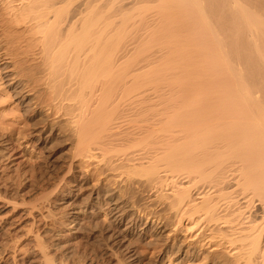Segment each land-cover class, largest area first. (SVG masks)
Returning <instances> with one entry per match:
<instances>
[{
	"label": "bare ground",
	"instance_id": "1",
	"mask_svg": "<svg viewBox=\"0 0 264 264\" xmlns=\"http://www.w3.org/2000/svg\"><path fill=\"white\" fill-rule=\"evenodd\" d=\"M0 4L3 30L18 34L0 40V82L5 87L0 97L11 96L24 116L45 111L49 118L63 120L76 161L88 158L108 175H127L129 183L135 180V187L153 194L148 197L150 207L171 213L175 231L184 227L203 248L222 255L217 259H225H221L225 264H264V0H0ZM22 38L31 42L32 55L16 42ZM115 90L123 98L135 94L141 98L139 105L151 113L145 111L151 117L146 118L148 127L141 124L146 131L117 132L120 107L106 103ZM1 143L0 164L12 156L9 144ZM115 191L96 187L82 202L83 208L77 199L62 200L65 212L60 217L47 197L24 212L33 218L31 227L37 228L31 231L33 236L15 226L17 219L1 220L0 256L17 253L11 246L30 236L22 245L32 244L38 263L58 264L65 240L82 230L91 218L87 214L105 207L114 230L101 247L103 254L113 260L123 253L116 264L127 260L136 264L139 255L129 238L138 223L128 219L121 230L128 206L120 188ZM49 219L56 221L52 229L45 227Z\"/></svg>",
	"mask_w": 264,
	"mask_h": 264
},
{
	"label": "rangeland",
	"instance_id": "2",
	"mask_svg": "<svg viewBox=\"0 0 264 264\" xmlns=\"http://www.w3.org/2000/svg\"><path fill=\"white\" fill-rule=\"evenodd\" d=\"M1 6H2V4H0V15H3L4 11L2 10ZM1 23L2 22L0 21V40H2L6 34H8V36L13 35L12 37L16 36L15 34L10 33V31H8V32L4 31L3 30L4 25H3V23L1 25ZM22 28H24V27H22ZM22 28L20 30L24 31L25 28L23 30H22ZM17 36H18V34H17ZM20 41L21 42L24 41V42L21 43ZM20 41H16V42L19 43L22 51L27 52V50H28L30 52V53L28 52V54L32 55L34 53V51H33V49L29 48V47H31V42L29 40H26V39L24 40L23 38ZM35 64L36 63H33V65H35ZM4 89H5V87H2V84L0 82V92H1L0 94L3 93L2 91ZM146 89H147L146 87L142 88V91L146 90ZM98 94H100V93H98ZM112 94H113V96L111 97V99L107 100L106 103L113 108L114 107H116V108L120 107L119 108L120 111H118L116 113V115H119V116H116V117H119L118 119H120V120H121L120 117H123L121 121L117 120V123H119V124H117L118 126H116L115 129L121 128L117 132L128 133L130 131L129 133H131V132L132 133H134V132L138 133L139 132L138 130H140V132L146 131L144 129L148 127V124H145L147 122L146 118H148L147 114H148V116H150L151 113H149V111L147 112L145 109H143L144 108L143 105H141V106L139 105L143 102L141 100V98H139V96H136V94L134 96L130 95V97H128V98L126 96H125L126 98H123V97H121V96H123V94L120 93L119 90H115V92ZM98 97L100 99L102 97V94L100 96L98 95ZM98 97H96V99H98ZM136 97L138 99H140L141 101L138 100ZM2 98L3 97H0V100ZM11 98L12 97L8 96V94H7V96L5 98H3V100L0 101V103L3 101L2 104L4 106L3 107L2 104H0V140H1L0 141V149L2 147L1 142L5 141L9 144L8 146L10 148V154L12 155L7 161H4L0 164L1 165L0 166V216L2 217V218L0 217L1 218L0 222H2V221L3 222H5V221L11 222L12 220H14L13 223H15V220L17 219L15 226H17V228L19 227L22 230L24 229L23 231H25V232L28 229V232H30V236H33V234L36 232L37 228H36V226H33V228L31 227L33 225L32 224L33 218H32V216H26L24 212H25V210L32 209L33 207L39 206L43 202V200H46L49 198V200L52 201V205H53L52 211L54 212L55 216L57 215L58 217H60L65 212L63 207L60 206V203H62L63 201L64 202H72V200L74 201L77 199L78 207L83 208L85 203L82 204V202L83 201L85 202V200L88 198L90 193L95 191L96 187H101V188L103 187L104 189L107 188V190L113 189L116 191L119 190V188H120V193L125 194V198L123 199V203L125 204V206H128L127 207L128 208L127 220L125 221V225L122 226L121 230H124L126 228V224L129 221L133 220L136 223H138V227L136 229L137 232L135 231L134 235L132 237H130L131 239L129 238V241L133 246L132 248H134L138 252V255H139L136 264H222V263L225 264L224 263L225 259L221 258L224 262L221 259H217L218 257L222 256L221 254L219 256H214L215 252L213 253L210 248H208V247L203 248L201 246V244L199 243V241L196 240L195 238L191 237V235H190L191 233H188V231H186L184 227H179V230H178V228H176V231H175V227H174L175 223L174 222L176 220L174 221V217L171 215V213L169 214L167 211H165L161 207H158V208L153 207V206L150 207V204H148V201H149L148 197L151 198V196L153 194L151 195L150 193H147L145 191L142 192L141 189H139V187H135L133 185V183L136 182L135 180H134V182L130 181V183H129L127 175L124 176L125 179L122 178L123 175H121V176L116 175V174H114V175L109 174L108 175L107 173H105L104 168L98 167V165L96 164L95 161L90 160L88 158H85V159L81 158L78 161H76L75 151H73V150H75V146H73L72 137L70 136V133L66 129L67 127H65V123L63 122V120L57 119L54 117L49 118L50 115L47 114V112H45V111H41V112L39 111V113H33V115L35 114L34 116L32 114H28V115H25L26 116L25 117L24 114L22 113L21 108L17 104V102H15V100H13ZM135 98L140 103L138 101H136ZM133 99H135V100H133ZM8 100L11 101L12 103L9 102ZM4 102L5 103L8 102V103L4 104ZM136 102H138V103H136ZM131 105H132V107H130ZM139 106H140V108H139ZM137 107L140 110L142 109L141 111H143V110L144 111L139 113L140 110ZM133 108H134V110H133ZM122 110H124V111H122ZM145 111L147 112V114L145 113ZM136 112L139 114H137ZM122 113H123V115H122ZM144 113L146 114V116ZM132 114H135V115L133 116ZM138 115H140L141 117ZM30 116H32V117H30ZM127 117H129L128 118L129 121L127 120ZM142 117L143 118L145 117V119H143ZM150 118H148V119H150ZM32 123H34V124H32ZM141 124L143 126L146 125L147 127H142ZM136 125H137V127H136ZM131 126H132V128H131ZM51 128H52V131H51ZM124 128L126 131H124ZM133 129H135V131ZM37 134L39 135V137ZM2 137H4V138H2ZM73 158H75V159H73ZM138 166H140V165H138ZM138 166H136V167H138ZM140 167H141V169L143 168L142 166H140ZM136 169H138V168H136ZM69 170L71 172H69ZM36 181H38V182H36ZM34 183H36V184H34ZM39 183H41V184H39ZM9 184L12 187H10ZM7 185L9 187H7ZM32 185H34V186H32ZM61 187H63L62 188L63 191L61 190ZM47 188H49V189H47ZM35 189H36V191H35ZM38 189H40V190H38ZM45 189H46V191L44 193ZM122 190H123V192H122ZM146 194H147V196H146ZM17 195L19 197H17ZM52 195H54V197ZM50 196L53 198H51ZM117 197H119L118 193H117ZM12 201H15L16 203L12 202ZM32 201H33V203H32ZM10 202H12L13 204L12 203L10 204ZM27 202L30 203V205ZM20 204H22V205L25 204L26 206L25 205L22 206ZM37 204H39V205H37ZM16 205H18L19 207ZM15 207H16V209L13 210L12 208H15ZM144 207H145V209H144ZM146 207L147 208L150 207V208L147 209ZM60 208H61V210H60ZM104 209L102 208V210H98V212L94 211L93 214H87L88 217L90 216L91 218L87 220L86 224H84V227L82 228L83 231L80 230L79 233L76 234L75 236H72L71 239L65 240L67 242V246H66V249L61 250L60 254H62V255L59 256L60 258L57 257V262H59L58 264H61L62 262H63V264H79L80 262H81L80 264H91V262H93V264H109L108 261H111V263H112L113 260L115 261L113 264H116V258L117 257L119 258V256H121L119 258V260H120L124 256V255H122L123 253L118 254L117 256H115V259L112 260V257H110L109 255L103 254L105 252L103 251V248H101V247H104L105 244H107L105 242L106 237L111 232V230L114 228V224L111 221V216L106 214L107 213L106 211L108 209L105 207H104ZM62 210H63V212H62ZM88 213H90V211ZM20 217H21V219H20ZM25 218H26V220H25ZM159 218L162 220L160 224H158L160 222ZM128 219H129V221H128ZM22 220H24V221H22ZM137 220H138V222H137ZM156 220H158V221H156ZM30 221H32V222H30ZM54 222H56V221H54V220L52 221V219L51 220L49 219V221H46L45 224L48 225V226H45L46 229H49V228L52 229L53 228L52 226L55 224ZM20 223H22V224H20ZM51 223H53V224L51 225ZM89 223H90V225H88ZM145 223H148V224H145ZM30 224H32V225H30ZM45 224L42 223V226L44 227ZM110 226H113V228ZM30 227L32 228V230H30L31 229ZM61 229L62 228H57V231L62 232V230H63V232H65V228L62 230ZM84 229H85V231H84ZM22 230H20V233H25ZM108 230H109V232H108ZM31 231H33L34 233L31 234ZM175 232H176V234H175ZM102 233H103V236H102ZM144 233H146V234H144ZM30 236L25 237L22 240H19L20 242L15 243L16 245L13 244L14 247H12L13 245L11 246V248H13V249L16 248V249H14V251L17 250L16 251L17 253L14 254V253L10 252L9 255L0 256V264H14V263L15 264H39L38 260H37V255L35 254V251L33 253L34 249L32 247V244H30L31 246H29V244H28V247L27 246L23 247V245H27L26 241L28 238H31ZM101 237H102V239H101ZM74 238H76V239H74ZM103 238H104V240H103ZM196 241L200 245H198L196 243ZM69 243H70V245H69ZM29 247L31 248L30 250L28 249ZM74 247H75V250H74ZM80 247H82V248H80ZM78 249H79V252H78ZM100 252H101V255H99ZM94 253H96V254H94ZM217 253L218 252H216V254ZM18 254H20V255H18ZM26 254H28V256ZM30 254H32V255H30ZM71 254L72 255L74 254L75 256H72ZM25 255H26V257H25ZM81 255H82V257H81ZM11 256H13L14 260L15 259L16 260L13 261V259H12L13 257H11ZM76 256L78 259L75 258ZM83 256H85V257L83 258ZM104 256L106 257L105 259H104ZM1 257H3V258H1ZM107 257H108V259H107ZM68 258H69V260H68ZM60 259H62V260H60ZM95 259H96V263H95ZM97 260H99V261H97ZM36 261H37V263H36ZM75 261H76V263H75ZM127 261H128V263H124V264H130L131 263V262H129V260H127Z\"/></svg>",
	"mask_w": 264,
	"mask_h": 264
}]
</instances>
